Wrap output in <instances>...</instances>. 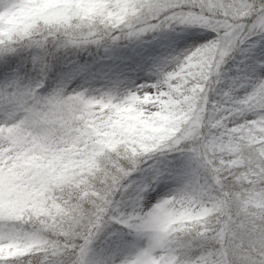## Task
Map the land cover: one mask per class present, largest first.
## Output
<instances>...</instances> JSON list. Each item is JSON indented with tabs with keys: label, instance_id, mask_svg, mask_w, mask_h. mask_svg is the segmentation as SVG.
I'll use <instances>...</instances> for the list:
<instances>
[{
	"label": "snow or ice",
	"instance_id": "6c2138e0",
	"mask_svg": "<svg viewBox=\"0 0 264 264\" xmlns=\"http://www.w3.org/2000/svg\"><path fill=\"white\" fill-rule=\"evenodd\" d=\"M234 9L257 24L230 46ZM22 11L68 31L7 22ZM257 25L264 0H0V264H264V132L230 122L232 99L212 103L252 90L241 111L264 128ZM209 41L221 50L193 122L180 78ZM121 43L161 49L146 82L72 87L59 71L70 49Z\"/></svg>",
	"mask_w": 264,
	"mask_h": 264
},
{
	"label": "clouds",
	"instance_id": "9594fccd",
	"mask_svg": "<svg viewBox=\"0 0 264 264\" xmlns=\"http://www.w3.org/2000/svg\"><path fill=\"white\" fill-rule=\"evenodd\" d=\"M29 5H32L33 8H38L41 4H59L67 2V0H26ZM98 2H104V0H98ZM37 13L29 11V12H19L16 15L10 17L8 19V23H13L17 25H23L27 23H33L35 25V30L37 33L46 34L50 36H54L56 32H59L61 36H63L67 29H64L63 25L53 26L50 24H46L43 20H34V16ZM72 24L75 26L69 34L75 33L76 35L88 36V29L85 26L84 28L80 27V22L72 21ZM247 24L248 28L251 30L252 25L257 24V20H254L251 16L246 17V13L243 10L234 9L232 12V18L227 22V30L225 35L228 38V44L231 46L233 42L239 41L243 42L249 35V32H245L244 25ZM141 26L145 28H157L156 35H161L162 32L160 29L166 30L168 25L159 19H156L155 22L153 18L148 17L141 21ZM53 28L52 32H49V28ZM258 32H264V28H260L257 25ZM252 34H256V32H252ZM151 38V33H150ZM55 41H50L49 47H52V44ZM208 47H201L194 55H192L191 62L182 68V76L180 78V83L184 88V96L186 101V111H187V119L189 121L196 122L197 120L202 119L203 114L205 113V109L208 105L207 96L201 95L204 93V84L208 79L211 78L212 75L215 74L216 65L218 63V57L220 55L219 47H212L211 42H208ZM238 46V45H237ZM73 50H69L67 53L70 54ZM64 55V53H60ZM252 90H244V89H236L232 93V97H226L224 95H219L213 97L212 103L213 106L220 102H227L228 99H232L233 107L235 111L229 113L230 122L236 125L237 127L242 126V122L249 125V127L245 130V132H251L253 129L259 132H264V128H261L259 124H257L258 117L253 118L251 115L243 113L241 111L242 108L246 107L239 104V100L242 99L245 95H251ZM71 95V92H69ZM253 101L256 105L260 107H264V90H261L257 96H254ZM152 111V109H149ZM102 111V110H101ZM208 115L214 116L215 114L211 112V109H208ZM59 150L63 151L66 147L65 144H59L56 146ZM259 191H264V186H256ZM159 199V198H158ZM157 202H152V204L147 205L145 211H151ZM235 211V209H234ZM251 211L255 212L256 209H251ZM239 215V213H237ZM246 242V241H245Z\"/></svg>",
	"mask_w": 264,
	"mask_h": 264
},
{
	"label": "rangeland",
	"instance_id": "374dc122",
	"mask_svg": "<svg viewBox=\"0 0 264 264\" xmlns=\"http://www.w3.org/2000/svg\"><path fill=\"white\" fill-rule=\"evenodd\" d=\"M75 55L63 72L74 73L72 87L92 86L105 88L112 84L131 87L148 80L152 57L160 55L161 49L152 45L121 43L105 48L89 46L75 49ZM124 62L121 67L117 62Z\"/></svg>",
	"mask_w": 264,
	"mask_h": 264
},
{
	"label": "trees",
	"instance_id": "16d2710c",
	"mask_svg": "<svg viewBox=\"0 0 264 264\" xmlns=\"http://www.w3.org/2000/svg\"><path fill=\"white\" fill-rule=\"evenodd\" d=\"M76 51L77 50H73L70 54H68L67 56L63 57L61 65H60V69H59L60 72L64 71L66 64L73 58V56L75 55Z\"/></svg>",
	"mask_w": 264,
	"mask_h": 264
},
{
	"label": "bare ground",
	"instance_id": "6f19581e",
	"mask_svg": "<svg viewBox=\"0 0 264 264\" xmlns=\"http://www.w3.org/2000/svg\"><path fill=\"white\" fill-rule=\"evenodd\" d=\"M123 63H124V62H121V61H120V62H117L116 65H117L118 67H119V66L121 67L122 65H124Z\"/></svg>",
	"mask_w": 264,
	"mask_h": 264
}]
</instances>
